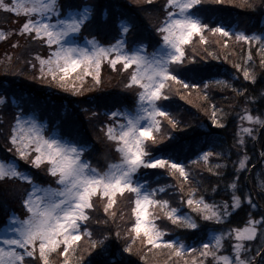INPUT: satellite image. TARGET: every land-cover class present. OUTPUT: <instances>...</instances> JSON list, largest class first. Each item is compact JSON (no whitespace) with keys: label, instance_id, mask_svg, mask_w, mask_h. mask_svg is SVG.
<instances>
[{"label":"snow or ice","instance_id":"1","mask_svg":"<svg viewBox=\"0 0 264 264\" xmlns=\"http://www.w3.org/2000/svg\"><path fill=\"white\" fill-rule=\"evenodd\" d=\"M205 0H165L163 18L155 31L159 40L149 51V45L142 41H130L128 34L134 29L131 20L121 17L117 22V36L112 42L105 43L96 36L84 38L83 31L95 15V4L91 0H15V3L0 0V9L23 15L24 21L18 29L21 36L43 40L47 46L46 55L35 54L39 62V77L48 83L77 95L85 90L89 77L93 85L101 82V70L105 62L111 69L125 74L123 87L133 94L132 104L122 105L107 113L111 122L101 125L104 135L118 153V158L107 162L101 170L88 158L90 145L72 135L58 130L48 131L43 124L23 112L17 114L10 126L7 140L12 145L8 149L15 153L11 159L0 158V207L8 212L5 223L0 225V264H92L86 260L84 252L94 250L108 254L105 241L113 235L105 232L94 238L92 229L87 227L96 200L106 201L104 213L115 218L114 209L117 197L125 193L134 197L131 209L134 219L123 234L119 229L115 237L123 242L117 249L112 264H133L124 253L138 256L144 264H159L155 253L167 250L168 258L164 264H264V214L257 218L251 213L242 226H230L226 230L213 232L207 243L192 248L182 240L167 238L168 229L157 223L155 210L158 208L173 225L185 229L201 230L205 222L222 224L230 219L233 209L239 208L244 200L255 208L252 195L241 194L240 176L251 167L247 149V139H255L257 126L264 127V112L254 114L247 105L238 116L239 126L234 136L237 160L233 161L235 176L225 185L231 190L229 200L205 199L195 187L189 188L187 198L180 200L187 204L190 212H183L173 206L168 199H157L167 185L152 187L142 178L141 169H165L169 175L181 178L180 191H184L183 181H189L190 168L177 162L167 151L153 154L150 149L166 137L162 134V121L170 128H180L183 122L166 110L167 98L174 85L185 91L203 92V100L208 101L210 85L224 86L237 93L247 89L236 88L225 79L195 83L201 69L195 63L197 57L186 52L193 37L207 42L205 30L221 34L226 39L234 37L237 42L248 45L244 63L234 66L245 80L255 82L251 45L255 42L257 51L264 57V32L247 33L244 30H229L228 26L216 23L212 26L204 21L200 8ZM223 2V0H218ZM151 6L153 0H146ZM241 7L256 8L248 0H240ZM264 10V0L260 5ZM107 17V10L103 13ZM10 33L0 29V40H6ZM83 40V42H78ZM19 46V41H16ZM207 58V56L205 57ZM216 59H220L217 55ZM227 59V56L224 57ZM264 64V59L260 60ZM36 68V64L32 65ZM187 98V97H185ZM255 97L249 96L252 101ZM5 101L0 96V103ZM210 118L218 127L225 126L226 113L223 108L210 104ZM206 110V109H205ZM95 115V114H93ZM245 121L247 124H245ZM167 137H172L168 131ZM171 143V141H169ZM223 151L211 148L201 152L189 164L203 162L213 172L225 167L221 162L210 165V157H224ZM264 158V151L260 153ZM43 170L53 178V183L41 184L33 175L20 167L18 160ZM217 176L223 175L216 171ZM196 183L199 179L193 177ZM5 180L20 181L28 184L19 197L24 215L21 216L8 204L16 196L15 189L9 191L3 184ZM264 189V180L259 181ZM212 191L216 188L213 186ZM264 195V191L260 193ZM264 213V209H261ZM121 218H123L121 216ZM107 223V220L104 221ZM84 237L88 246L81 251L80 243ZM227 240L230 251L225 248ZM99 253H97L98 255ZM57 257L59 259H57Z\"/></svg>","mask_w":264,"mask_h":264},{"label":"trees","instance_id":"2","mask_svg":"<svg viewBox=\"0 0 264 264\" xmlns=\"http://www.w3.org/2000/svg\"><path fill=\"white\" fill-rule=\"evenodd\" d=\"M248 2L256 4L257 7H241L240 3L237 1H233L228 5L226 0H223V2H218V0H206L201 6L200 12L204 17V21L212 26H215L216 23H221L222 26H228L229 30H244L247 33L256 32L260 34L264 32V10L260 7L262 0H248ZM94 4L95 15L89 27L83 31V37H86L85 35L98 36L102 42H110L113 37H118V18L124 17L131 20L134 26L140 23L139 18L132 15V13H137V10L140 11V9L132 3H117L116 9L109 13L106 18L103 13L107 10V5L99 4L97 0H95ZM162 14H164L163 10ZM104 29L111 34L105 37L100 35V32L104 31ZM204 34L207 37L206 43L202 42L197 35L193 37L191 43L186 46V52L189 55H195L197 57L195 63L201 69L194 82L202 83V81L207 82L209 80L225 79L236 88L247 89V92L241 94L234 92L231 88L213 84L210 85L207 90L208 101H204L203 92L190 90L189 93L180 85H174L171 88L167 98L166 110L171 112L175 118L182 121L183 124L180 128H170L166 121H162V134L165 135L166 138L162 140L161 143L167 145V149H162L161 146L157 144L153 145L150 151L153 154L158 151H167L177 162L184 163L186 167L190 168L189 181H183L184 191L181 192L179 190L181 178L178 173L176 176L169 175L168 173L157 175L153 172L150 174L149 171L142 169L141 173L142 178L152 187L167 185L168 187L165 188L163 193H157L156 198L168 199L173 206L180 207L183 212H190L191 209L188 208L186 203L180 200V197L183 195L186 200L188 190L192 187L197 188L198 194L204 195L205 199H208L210 202L213 199L216 201H230L231 190H225V185L235 176L232 162L237 160V149L234 146L233 138L240 124L238 116L242 114V109L245 105L253 110L254 114L264 112V64L260 63V60L264 59V57L257 51L258 45L255 42L251 45L253 50V61L249 63L254 68L256 75V81L253 83L245 80L242 73L234 66L236 63H244L248 45L244 42H237L235 38L232 37L227 38L229 39V44L225 46L223 41L226 37L223 35L213 34L208 30H205ZM138 36L139 37L131 36L128 39L130 41H142L150 46L152 36L145 37L142 36L140 32ZM31 43V41L29 43L26 41V47L23 50L24 54L29 57V62L33 65L35 54H41V49H32L28 46V44L30 45ZM217 55L220 59H216ZM206 56L207 58H205ZM225 56H227V59H224ZM8 57L9 56H7L6 60L9 59ZM6 64L7 62H2V69H0V96L5 97L4 104H6V108H3L5 109L7 118L15 116L18 112L25 111L27 114L30 113L43 121L48 130L55 129L61 131L87 144L93 139L99 146L100 152H95V149H90L88 158L100 167L104 164V161H102L104 158H106L105 160L107 161L118 158V153L114 150L112 143L108 141L105 136H102L100 133L99 135H92L91 130L95 125L97 126L96 119L95 121L85 119L86 114L84 113L87 108L97 105L95 99L98 100L99 96L97 95L98 92L95 90L96 88H94L93 92L82 96L80 100L74 97L75 102L73 103L71 99L56 93V89L54 90V87L47 81L46 84L41 86L33 82H26L22 80L19 75V77H15V74H12L10 70L3 67ZM37 68L36 65L35 69ZM32 69L34 68L32 67ZM26 73L32 75L34 79L40 78L38 69ZM86 82L91 84V82L93 83V79L89 77ZM104 90H102V92ZM249 96H253L255 99L249 101ZM212 103L218 108H223L227 114L225 126L222 128L213 124L211 121L210 104ZM125 104H128V106L131 105L129 100L125 103H118V100H114L110 104H104L105 110L103 111H105L106 114H101L98 123L102 125L106 122H111V119L107 115V113L110 112L109 109L114 107L117 108L118 106L122 107V105ZM81 115L84 116V119L81 118ZM245 124H247L246 121ZM85 125L90 135L85 129L84 133L75 132L76 130L80 131ZM257 128L259 127L257 126ZM168 131L172 132V137L166 136ZM8 134L9 132L6 129V135ZM262 134L264 143V132H262ZM259 136L257 133L255 139L246 138L247 149L251 158V167L248 171L241 174L240 183L242 185V195H252V193L255 192L259 200L264 203V195L260 194L264 189L259 187V181L264 180V158L261 159L260 156L261 136ZM169 141H171V143H169ZM209 148L214 152H225V156L222 158L210 157V165L214 166L223 162L226 164L225 167L209 172V165H205L203 162L189 164V161L195 160L197 155L203 151L209 150ZM0 157L3 159H10L15 157V154L9 150H1ZM18 160L21 163L20 167L24 169L25 167L23 166L22 160L19 158ZM158 171L163 172L159 169ZM216 171L222 172L223 175L217 176ZM32 173L33 177L39 179L40 182L46 184L53 183V178L50 177L43 168L42 170L40 168H35V171H32ZM193 177L198 178L200 183H196ZM22 185L21 183L16 191L15 197L17 199L23 192V189L20 188ZM213 186L216 188L215 192L212 191ZM253 203L255 204V200H253ZM2 211L3 209L0 211V220L5 218V216L2 217L1 215ZM258 211H261L258 205L256 208H253L248 204L247 200H244L239 208L233 209L232 215L228 221L222 224H216L212 221L205 222L204 226L199 231L173 225L158 208L155 210V215L158 217L157 223L160 227L169 230L167 238L182 240L192 248H199L201 243H205L204 241L208 238L209 233L220 231L221 229L226 230L228 227L234 225L239 226L246 221L249 213L258 214ZM94 214L101 216L102 221L107 213ZM116 224L117 221L110 220L107 225H104L110 230H112L113 227V235L109 237L107 244L105 243L108 246V254L100 252L99 249L94 250L92 254L84 252L86 260L91 259L92 264H112V257L116 255L117 249L122 250L123 248V242L115 237V232L119 229L118 227H122V225L116 227ZM225 248L230 251L227 240L225 241ZM97 253L99 254L97 255ZM154 257L159 264H164V261L168 258L167 250H163L160 253L154 252ZM123 258L130 259L133 264H144V261L140 260L138 256L130 253H124ZM209 264H212L211 258H209Z\"/></svg>","mask_w":264,"mask_h":264},{"label":"rangeland","instance_id":"3","mask_svg":"<svg viewBox=\"0 0 264 264\" xmlns=\"http://www.w3.org/2000/svg\"><path fill=\"white\" fill-rule=\"evenodd\" d=\"M226 1H227L228 5L230 3H232L233 1H237L240 3V0H226ZM5 2L15 3V0H5ZM91 2L95 3V0H91ZM97 2H99V4H102V5H107L106 9H107L108 14L113 12L114 9H116L117 3L128 2V3H132V4L136 5L140 9L141 12L138 11L134 7L137 10V13H135V14L132 13V15L137 16L140 20V23L138 25L134 26V29L132 31H130V33L128 34V38H130L131 36L139 37L138 36L139 32L142 34V36H145V37L152 36V39L150 41L149 51L152 50V46L157 44V42L159 40V34L155 31V28L158 26L159 21L163 18L162 9H163L164 0H153V3L151 6H149L145 0H97ZM23 21H24L23 15H17V14H14V13L8 11V10L0 9V29H4L5 31L10 33L6 40H0V69H2V62H7V64L3 67L6 68L7 70H10L12 74H15V77L19 75L20 78L26 82L27 81L33 82L35 84H39L42 86L43 84H46V80H42L40 78L34 79L32 77V75L26 73V72H29L31 70L36 71L37 69L39 71L38 60L34 59V64H36L38 68L37 69L34 68L35 70L32 69V64H31V62H29L30 59L27 55L24 54L23 49L26 47V41L28 43L30 41L32 42L30 45L28 44V46H30L32 49H36V50L41 49L40 55H46L48 53V49H47V46L44 44L43 40L31 39L27 36L19 35L18 32H11L12 29H18L20 27V25L23 23ZM88 27H89V25L86 28H88ZM114 31H116V30H114ZM110 34L111 33H108L106 31V29H104V31L100 32V35H102L104 37L109 36ZM85 36L86 37H84V38H91V36H89V35H85ZM96 37H97V39H99L98 36H96ZM116 38H119V37H116ZM16 41H19V46H16ZM78 42H83V40H80ZM110 42H112V39L110 40ZM105 43H109V42H105ZM7 56H9L8 60H6ZM101 74H102V76H101L100 84L94 86L92 82H91V84L86 82L85 83V90L80 95H77L73 92L69 93V92L65 91L64 89L57 87V85L55 83H51V85H52V87H54V90L56 89L55 90L56 93L61 94L68 99H71V102H73V103L75 102L74 97H76V99L80 100V98L82 96H84L85 94L93 92L94 88H96L95 90L98 92L97 95L99 96L98 100L95 99L97 105L93 106V107L92 106L88 107L84 114H86L85 119H87V120L90 119V120L95 121V119H96L97 126L95 125V127H93V129L91 128L92 129L91 130L92 135H99V133H100L102 136H105L104 132L101 128V125L98 123L101 114H106V112L103 111V110H105V107L103 105L104 104H110L114 100H118V103L119 102L125 103L129 100L130 104H132L133 96H132V92L130 90H127L123 87V84L126 82L124 73H121L119 71L111 69V67L105 62V64L102 66ZM102 90H104V91L102 92ZM125 105H128V104H125ZM3 107L6 108V104H4V102L0 103V151L1 150H8V149L12 148V145L7 140L6 129L9 132V129L13 123L14 117L17 114H19V112H18V113H16L15 116H12L11 118H7V114H5V109ZM118 107H120V106H118ZM115 109L116 108L114 107V108H110L109 110L113 111ZM22 112L25 114V116H31L34 119H36L39 123H41L45 126L44 122L39 120L36 116L31 115L30 113L27 114L25 111H22ZM93 114H95V115H93ZM83 115H81L82 119H84ZM109 118H110V116H109ZM258 127L259 128H258L257 133H258V136L259 135L261 136V148L262 149L260 148V150L262 152L263 148H264L263 134H262V132H264V127H260V126H258ZM84 129L90 135L89 131L87 130L86 125L83 128H81L80 131L76 130L75 132H83L84 133ZM48 131H51V130L46 129V134ZM88 145H90V149H95L96 150L95 152H97V151L100 152L99 146L95 143V141L93 139L91 142L90 141L88 142ZM109 146H110V143H109ZM16 159L18 160L17 157H16ZM105 159L106 158H104L102 160V161H104L103 166L100 167L97 165L98 167L101 168V170H103V168L106 167V165H107L108 161ZM18 162L21 166V163L19 160H18ZM22 162H23V166L25 167L24 170H27L29 172L31 171L30 173H32V171H35L34 166H32L31 164H28L27 162H25L23 160H22ZM40 169L42 170V167ZM142 170H147V171H149L150 174H151V172H153L157 175L168 173L165 169H159V170H162L163 172L158 171V169H142ZM35 180L41 184H46V183L40 182V180L37 178H35ZM21 183L22 182H20V181H12V180H5L3 182V184L5 186H7V189L9 191L15 189V192L18 190V187ZM22 184L23 185H22V187L20 186V188H22L23 190L27 189L29 187L28 184H26V183H22ZM53 186H55L54 183H53ZM3 190L4 189H0V191H3ZM22 194H23V192L21 193V195ZM252 196L255 198L254 199L255 204L258 205L259 209L260 210L264 209V203L261 200H259V198L257 197L255 192L252 193ZM19 197H18V199L16 197L13 199H9L8 204L10 205V207L12 209H14L21 216H23L24 215V208L21 205ZM133 200H134V197L129 195L128 193H125L124 196H122V197L118 196L117 197V204L114 206V209L110 210V211H116V213H117L116 217L112 218L108 214H106L105 218L102 221H101V216H99L98 214H94V213H99V214L104 213L103 212V206H104V203L106 201L96 200L95 201V208L92 210V212L90 214V220L87 223V227L92 229L94 238H99L105 232H112L113 231V227H112V230H110L107 226H104V225H107V223L110 220L117 221L116 227L119 225L120 226L122 225V227H118L119 230L121 231V233L126 232L127 229L131 226V223H132V220L134 217V215L131 212V209L133 206V204H132ZM1 209H3L2 213H1L2 217L6 216L8 209L5 207H0V211H1ZM251 214L258 218L259 215H261L263 213L261 211H258V214H254L252 212H251ZM121 216L123 218H121ZM105 220H107V223H104ZM245 222L241 223V225H239V226H242ZM4 223H5V218L4 219L2 218L0 220V225H2ZM234 226L239 227L238 225H234ZM213 232H216V231H213ZM213 232L209 233L208 237H210ZM204 242L207 243L208 238ZM105 243L107 244V240L105 241ZM87 246H88V239H87V237H84L80 243L81 251L84 250Z\"/></svg>","mask_w":264,"mask_h":264}]
</instances>
